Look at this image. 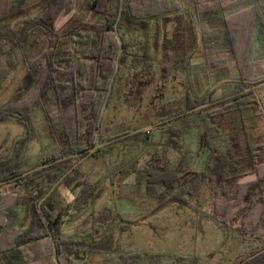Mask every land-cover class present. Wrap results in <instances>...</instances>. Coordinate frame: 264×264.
<instances>
[{"label": "trees", "instance_id": "obj_1", "mask_svg": "<svg viewBox=\"0 0 264 264\" xmlns=\"http://www.w3.org/2000/svg\"><path fill=\"white\" fill-rule=\"evenodd\" d=\"M32 1L0 0V96L16 78L12 91L0 104V123L22 125L24 139H34L40 149L32 164L16 162L12 159L14 151L0 162V182L8 180L0 185V264H56L54 250L59 264H195L190 255L123 251L111 257L109 251L97 247L98 225L116 216L121 221L120 231L127 232L131 225L168 203L186 207L206 196L211 198L210 218L214 223L232 228L242 240L264 238V161L258 162L259 146L247 144L245 153L239 156L240 144L229 141L211 122L230 113H238L241 121L255 115H246L249 109L259 106L254 91L214 103L264 82V77L251 81L252 71L245 69H239L237 82L228 83L230 89L219 97L208 92L192 99L185 97L178 103L167 102L153 110L149 124L159 128L160 138L166 135L172 142L176 155L172 163L164 155L170 151L169 145L162 141L145 147L140 167L134 163L129 169L119 170L112 161L107 163L109 185L115 187V196L130 189L133 195L124 196L125 201L137 202L139 197L156 201L155 205L138 210L133 218H125L118 209L114 212L103 207L90 216L88 233L74 230L72 235L62 236V227L75 221L84 208H91L101 189L92 182L79 181L85 173L77 166L40 206L38 203L81 157L27 176L19 175L94 145L96 132L102 129L103 104L106 112L127 91L123 79L131 69H144L152 63L149 45L137 40L135 33L155 37L156 32L152 34L148 28L151 21L177 13L180 4L178 0H123L120 9L121 0H83L79 6L76 0H34L39 11L36 16L14 27L5 22L30 7ZM187 1L199 24L196 3L201 0ZM251 1L250 30L256 37L257 28L264 22V8H260L258 0ZM217 23L216 40L227 53L236 55L235 19L221 16ZM115 31L122 44L117 69L119 43ZM257 67L261 68L260 64ZM205 103L213 104L191 112ZM131 131L118 127L112 139ZM97 153L98 150L90 157H97ZM243 162L248 167L246 171L241 170ZM132 174L133 180L125 181ZM60 188H69L74 200L64 206L53 204L49 209L47 203ZM25 209L30 222L28 229L22 230L19 223ZM237 264H264V247L252 250Z\"/></svg>", "mask_w": 264, "mask_h": 264}, {"label": "rangeland", "instance_id": "obj_2", "mask_svg": "<svg viewBox=\"0 0 264 264\" xmlns=\"http://www.w3.org/2000/svg\"><path fill=\"white\" fill-rule=\"evenodd\" d=\"M82 1L76 0V6ZM178 1L180 9L177 13L167 15L166 19L158 17L155 21H151L148 28L152 34L156 32L155 37L150 34L142 37L139 32L135 33L137 40L149 45L148 51L152 63L144 69L137 67L131 69L123 79L127 91L120 94L122 96L116 99L114 105L106 112L105 105L102 114L103 106L101 107L100 117L104 115V118L99 142L114 138V132L118 127L135 131L151 126L149 121L153 110L164 103H178L185 97L192 99L208 92H212V97L221 96L230 89L229 84L232 81L237 82L239 69L252 71L249 78L251 81L264 77L260 76L261 73L264 74V22L257 28L256 37H252L251 0L198 1L196 9L201 19L199 24L194 9L189 4L190 1ZM258 1L260 8L263 9V0ZM204 12L206 14H203ZM38 13L33 0L30 7L8 17L5 22L14 27L20 21ZM221 16L235 19L236 55L227 53L219 45L220 40H216L214 28L218 25ZM62 20L61 18L60 22ZM201 37L203 48H201ZM257 64H260L261 68L258 69ZM15 81L16 78L8 84L7 91L0 96V104L7 99ZM254 93L259 100V106L246 112V115L255 114L254 116L241 121L238 113H230L216 117L211 122L229 141L240 144L242 153L240 152L239 156L245 153V145H258L257 159L258 162H263L264 86L255 89ZM144 132L149 133L144 134ZM144 137L146 142L143 144ZM24 138L25 130L22 125L13 122L0 123V162L5 161L12 151L16 153L12 158L16 162L25 164L36 162L40 155L39 145L34 139ZM23 139L24 141L21 142ZM161 141L163 145H169L170 151L164 152V155L172 163L176 156L172 149L173 144L166 139V135L160 138V130L156 125L147 128L146 131L111 142L98 149L97 157H88L80 163L78 166H81V172L85 175L79 181L92 182L96 188L101 189V192L91 208H84L83 213L75 221L66 223L62 227V236L72 235L74 230L88 233L90 216L103 207H109L114 212L118 209L124 212L125 218H133L138 210L155 205L156 201L143 200L139 197H136L137 202L125 201L124 196L133 195L130 189L119 197L115 196L112 193L115 187L109 185L107 163L112 161V166L119 167V170L129 169L134 163L140 167L145 147H154ZM247 169L246 163L243 162L241 170ZM132 177L133 174L125 181L133 180ZM71 187L72 185L69 188ZM69 188H60L52 197V201L47 203L48 208L51 209L53 204L64 206L71 203L74 197ZM210 203L209 196L199 203L186 207L168 203L157 213L136 225H131L127 232L120 231L121 221L114 216L112 221L98 225L97 247L109 251L111 257H117L123 251L190 255L194 257L195 264H237L246 259L252 250H260L264 247V238L242 240L232 228L214 223L210 218ZM29 222V211L25 209L19 227L26 230Z\"/></svg>", "mask_w": 264, "mask_h": 264}, {"label": "water", "instance_id": "obj_3", "mask_svg": "<svg viewBox=\"0 0 264 264\" xmlns=\"http://www.w3.org/2000/svg\"><path fill=\"white\" fill-rule=\"evenodd\" d=\"M122 5H123V0H121V3H120V9L122 8ZM115 35H116V39L119 43V52L116 56V69H117V66H118V63H117V58L121 55L122 53V44H121V41L118 37V34L117 32L115 31ZM261 86H264V82H261L257 85H254V86H251V87H248V88H245L243 91L239 92V93H236L234 95H231V96H228V97H225V98H222L220 100H217L215 101L214 103H219L225 99H228V98H231V97H234V96H237V95H240V94H243V93H247V92H250V91H254L255 89L261 87ZM213 103H205V104H201L199 106H196L194 107L191 112H196V111H199L203 108H206V107H209L211 106ZM104 107H105V103L103 104V107H102V110H101V114L103 113V110H104ZM99 125V123H98ZM153 125L151 126H147V127H143V128H140L138 130H135V131H131L129 132L127 135H123V136H120L119 138H115V139H111V140H107L105 142H99V129L97 130L96 132V140H95V143L93 146H91L90 148H88L87 150L85 151H81V152H78V153H75V154H71V155H66L62 158H59V159H56L52 162H49V163H43V164H40L28 171H25L23 172L22 174H20L19 176H27L29 174H32L34 172H37V171H40L44 168H48L50 166H53V165H56V164H59L65 160H68V159H72V158H78V157H81L80 159H78L57 181H55L52 186L49 188V190L44 194V196L39 200V203L38 205L40 206L51 194L52 192L57 188V186L63 181V179L70 173L72 172L80 163H82L85 159H87L88 157H90L93 152L97 151L98 149H100L101 147L107 145V144H110L111 142H114L116 140H119V139H122L124 137H127V136H132L136 133H139V132H143V131H146L147 128L149 127H152ZM13 178H11L10 180H12ZM8 180H4V181H1L0 182V185L1 184H4L6 183ZM53 255H54V260L56 262V264H59L58 261H57V256H56V251L54 250L53 251Z\"/></svg>", "mask_w": 264, "mask_h": 264}]
</instances>
